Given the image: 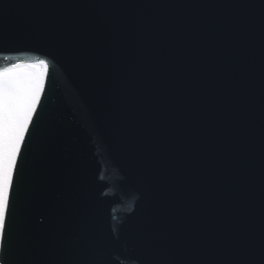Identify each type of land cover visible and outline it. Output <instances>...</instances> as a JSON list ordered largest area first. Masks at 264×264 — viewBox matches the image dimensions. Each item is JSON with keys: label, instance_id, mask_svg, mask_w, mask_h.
<instances>
[{"label": "water", "instance_id": "water-1", "mask_svg": "<svg viewBox=\"0 0 264 264\" xmlns=\"http://www.w3.org/2000/svg\"><path fill=\"white\" fill-rule=\"evenodd\" d=\"M33 59L0 264H264V0H0Z\"/></svg>", "mask_w": 264, "mask_h": 264}, {"label": "snow or ice", "instance_id": "snow-or-ice-1", "mask_svg": "<svg viewBox=\"0 0 264 264\" xmlns=\"http://www.w3.org/2000/svg\"><path fill=\"white\" fill-rule=\"evenodd\" d=\"M46 59L0 67V237L8 229L19 158L45 90Z\"/></svg>", "mask_w": 264, "mask_h": 264}]
</instances>
